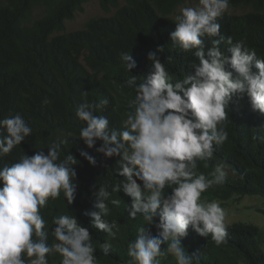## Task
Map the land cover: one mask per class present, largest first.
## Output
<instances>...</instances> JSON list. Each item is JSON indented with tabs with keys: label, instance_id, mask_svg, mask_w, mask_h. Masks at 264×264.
Wrapping results in <instances>:
<instances>
[{
	"label": "trees",
	"instance_id": "obj_1",
	"mask_svg": "<svg viewBox=\"0 0 264 264\" xmlns=\"http://www.w3.org/2000/svg\"><path fill=\"white\" fill-rule=\"evenodd\" d=\"M98 1L104 12L112 9L116 12L110 17L91 19L83 30L58 34L64 31L65 22L82 11L89 0H0V120L19 114L32 129L21 145L9 154L0 155V168L11 166L26 154L47 152L59 144L60 160L72 154L78 161L74 165L78 187L72 205L61 192L40 210L46 222L47 243L58 242L54 236V219L73 215L90 231L96 264H136L128 255L130 242L135 241L142 226L149 235H157L159 221L156 218L149 225L142 215L135 218L129 215L131 198L123 189L112 191L124 180L118 175V158H107L97 151L103 141L97 140L95 147L89 149L80 139V130L86 127V122L76 114L84 100L81 93L87 91L86 99L96 105L107 99L109 103L98 107L94 114L107 117L110 127L121 131L127 114L133 111L129 104L136 96L135 88L128 87L127 81L131 75L137 76L138 85L150 74L149 53H156L173 84L191 75L193 65L199 60L194 50L185 51L171 39L176 17L181 12L175 18L171 15L186 0H123V6L120 0ZM239 6L251 7L252 11L244 15L225 12L217 20L224 37L220 49L227 55L228 48L239 43L244 49L254 50L258 59H264V0H230V8ZM41 7L45 8L44 16L27 26L33 10ZM203 39L207 50L218 38ZM159 47H163L162 52L157 51ZM122 53L131 55L137 65L131 73L121 58ZM226 113L222 126L228 134L227 140L214 143L213 156L197 159L195 169L197 176L203 174L209 180L215 178L220 165L226 174L221 183H214L202 195L224 201L234 196L264 200V114L254 111L247 97L233 98ZM0 135H6V131L0 129ZM62 139L67 144H60ZM81 152L95 157L96 164H90ZM101 187L109 192L105 201L108 215L102 218L115 224L114 237L93 227L88 215L99 211L95 194ZM172 187H167L164 195ZM113 199L120 204L113 205ZM262 238L257 227L235 223L227 225V236L219 244L211 236L202 237L189 229L182 245L186 254L192 255L193 264H264ZM105 244L111 245L108 255L103 251ZM166 249L167 244L162 245V251ZM168 254L159 258L160 262ZM23 259L25 264H31L35 257L24 254ZM47 259L51 264L62 262L57 252L50 253Z\"/></svg>",
	"mask_w": 264,
	"mask_h": 264
},
{
	"label": "clouds",
	"instance_id": "obj_2",
	"mask_svg": "<svg viewBox=\"0 0 264 264\" xmlns=\"http://www.w3.org/2000/svg\"><path fill=\"white\" fill-rule=\"evenodd\" d=\"M229 6L230 0H198V6L181 9L171 39L185 51L194 50L199 63L193 65L191 75L173 84L156 53H149L150 74L138 85L137 76L131 75L127 81L136 96L129 104L133 111L123 121V130L117 131L110 127L107 117L94 114L109 103L107 99L96 105L86 99L87 91L81 93L84 100L76 114L86 127L80 130V139L89 149L97 140L103 141L97 151L107 158H118V175L124 180L112 191L123 189L131 198L129 215L135 218L140 214L149 225L156 218L159 221L157 235H149L142 226L135 241L130 242L128 255L136 264H161L159 258L166 252L174 255L176 264H193L192 255L186 254L182 245L189 229L202 237L211 236L217 244L227 236L225 211L215 201L201 200L203 192L221 183L226 174L224 166L220 165L215 178L209 180L203 174L196 175V161L211 158L213 144L227 140L222 125L233 98L247 97L252 109L264 114V59L239 43L229 47L227 55L220 49L224 37L217 20ZM204 37L218 39L205 50ZM227 43L232 44L231 38ZM121 58L128 72L137 67L131 55L122 53ZM0 129L6 131L0 135V155L11 153L32 133L19 114L0 120ZM60 144H67V140ZM59 148L57 144L47 152L26 154L11 166L0 168V264H25L24 254L35 257L31 264H48L47 256L52 252L62 256L61 264H96L90 231L73 215L54 219L58 242L47 243L46 222L40 210L61 192L72 205L78 187L74 167L78 161L72 154L60 160ZM80 155L96 164L95 157L87 152ZM95 195L99 211L88 214L92 226L114 237L115 224L102 218L108 215L105 201L109 192L101 187ZM111 203L118 206L120 201L113 199ZM164 244L166 252L162 251ZM102 247L108 255L111 245Z\"/></svg>",
	"mask_w": 264,
	"mask_h": 264
},
{
	"label": "rangeland",
	"instance_id": "obj_3",
	"mask_svg": "<svg viewBox=\"0 0 264 264\" xmlns=\"http://www.w3.org/2000/svg\"><path fill=\"white\" fill-rule=\"evenodd\" d=\"M124 5V1L120 0V6ZM198 6V0H186L182 5L178 6L175 12L171 15L175 18L177 14L181 12L184 7H196ZM252 11L251 7H229L226 11L233 15H244ZM45 8H36L33 10L27 26H31L34 22L44 16ZM116 12V9H112L109 13L104 12L99 4L98 0H89L88 3L83 5V10L76 12L72 20L65 22L64 31L58 34L71 33L78 30H83L88 21L94 18L110 17ZM201 200L204 202H217L226 214V225H232L235 223H243L247 225H253L257 227L260 233H262V248L264 250V200L255 196H234L229 200H221L210 195H202ZM48 264H51L48 262ZM161 264H176L174 255L169 253Z\"/></svg>",
	"mask_w": 264,
	"mask_h": 264
}]
</instances>
